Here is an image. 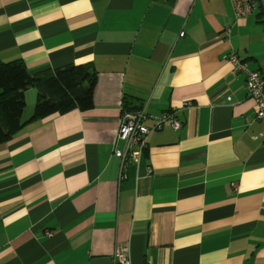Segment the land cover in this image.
<instances>
[{
	"label": "crops",
	"instance_id": "obj_1",
	"mask_svg": "<svg viewBox=\"0 0 264 264\" xmlns=\"http://www.w3.org/2000/svg\"><path fill=\"white\" fill-rule=\"evenodd\" d=\"M230 54L264 80V0L241 19L230 0H0V62L96 73L90 110L0 145V264H113L123 247L130 264H264V125ZM141 106L182 126L118 181V120Z\"/></svg>",
	"mask_w": 264,
	"mask_h": 264
},
{
	"label": "trees",
	"instance_id": "obj_2",
	"mask_svg": "<svg viewBox=\"0 0 264 264\" xmlns=\"http://www.w3.org/2000/svg\"><path fill=\"white\" fill-rule=\"evenodd\" d=\"M96 73L88 65H68L30 75L19 61L0 62V145L25 123L93 107ZM35 89L36 100L27 122L22 121L24 93Z\"/></svg>",
	"mask_w": 264,
	"mask_h": 264
},
{
	"label": "built area",
	"instance_id": "obj_3",
	"mask_svg": "<svg viewBox=\"0 0 264 264\" xmlns=\"http://www.w3.org/2000/svg\"><path fill=\"white\" fill-rule=\"evenodd\" d=\"M230 3L235 18L241 19L253 14L258 0H230ZM183 35V32L179 34L180 37ZM225 59L232 66L234 74L244 75L247 95L254 103L255 119L264 125V80L258 72L248 69L246 63L235 54H230ZM188 105L190 104L186 103V106ZM164 125L170 126L174 131H178L182 126L170 112L162 113L159 117L148 118L143 106L122 111L113 141V155L119 160L118 181L126 179L127 167L131 163H139L147 147L148 136L161 130ZM261 137H264V128ZM119 143L122 144V149L117 148ZM45 235L51 236V233L46 232ZM112 262L113 264H130L127 248L116 249L112 255Z\"/></svg>",
	"mask_w": 264,
	"mask_h": 264
},
{
	"label": "rangeland",
	"instance_id": "obj_4",
	"mask_svg": "<svg viewBox=\"0 0 264 264\" xmlns=\"http://www.w3.org/2000/svg\"><path fill=\"white\" fill-rule=\"evenodd\" d=\"M29 91H30V90H29ZM29 91H28V92H29ZM31 91H32L33 100H34L33 102H35L37 92H36L35 89H33V90H31ZM28 92H26V94H25V98H26V99H25V100H26V101H25V102H26L25 104H27V106H28V104L30 103V98L27 97V95H28L27 93H28ZM33 106H34V105H33ZM24 116H25V115H24Z\"/></svg>",
	"mask_w": 264,
	"mask_h": 264
}]
</instances>
